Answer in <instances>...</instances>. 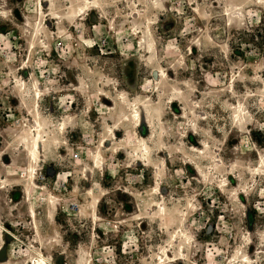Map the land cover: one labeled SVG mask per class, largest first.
<instances>
[{"label": "rangeland", "instance_id": "374dc122", "mask_svg": "<svg viewBox=\"0 0 264 264\" xmlns=\"http://www.w3.org/2000/svg\"><path fill=\"white\" fill-rule=\"evenodd\" d=\"M38 253L264 264V0H0V264Z\"/></svg>", "mask_w": 264, "mask_h": 264}, {"label": "bare ground", "instance_id": "6f19581e", "mask_svg": "<svg viewBox=\"0 0 264 264\" xmlns=\"http://www.w3.org/2000/svg\"><path fill=\"white\" fill-rule=\"evenodd\" d=\"M37 127L40 129V124H37ZM38 131V129H37ZM42 137L40 136V133L37 132L32 138H31V146L28 148L27 152L32 155L34 152H37V147L42 142ZM23 142L28 143V139L24 138ZM32 213V212H31ZM37 257L33 259V264H47L48 262L45 260L42 254L38 253L36 255Z\"/></svg>", "mask_w": 264, "mask_h": 264}]
</instances>
